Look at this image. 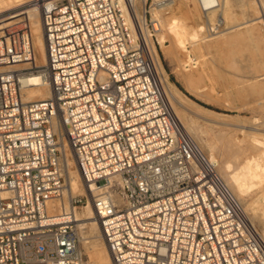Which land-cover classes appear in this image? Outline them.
<instances>
[{
    "label": "built area",
    "instance_id": "obj_1",
    "mask_svg": "<svg viewBox=\"0 0 264 264\" xmlns=\"http://www.w3.org/2000/svg\"><path fill=\"white\" fill-rule=\"evenodd\" d=\"M35 3L48 99L22 101L30 30L0 34L1 71L26 65L0 72V264H82L73 211L89 197L111 264H264L258 232L163 90L146 5L142 24L129 0ZM67 153L84 193L57 210Z\"/></svg>",
    "mask_w": 264,
    "mask_h": 264
},
{
    "label": "rangeland",
    "instance_id": "obj_2",
    "mask_svg": "<svg viewBox=\"0 0 264 264\" xmlns=\"http://www.w3.org/2000/svg\"><path fill=\"white\" fill-rule=\"evenodd\" d=\"M164 1L166 3L167 0H159L160 3ZM29 4H32V2ZM29 4H24L11 10L8 9L4 12L0 11V21L7 19L4 23H9L2 27L0 34L7 29H22L24 26L30 30L29 22L26 15H24L31 7L34 8V6ZM153 4L154 0H147L146 11H149L147 20L149 19V35H151V40L149 41L158 59L157 62L161 71H163L162 76L166 82L174 86L181 94L183 93L182 95L194 103L192 105L185 101L186 106L189 105L187 107H190L193 111L195 110L202 117L212 118L218 122V125H212L200 121L194 130L188 131L185 129L184 131L198 145L199 149L201 148L200 150L204 155H208L206 152L208 147L209 150L207 149V151L210 152L212 150L211 153L214 151L218 162L223 157L222 160L225 159L231 161L232 164H236L240 160V157L235 158V151L239 145L253 143L259 146V140L262 145L264 143V39H261L256 31L250 30L248 32L244 28L237 30L231 38H228L230 40L225 38L222 45L219 44V38H213L217 34H212L219 31L221 27L223 28V25H220V27L217 25L216 13L209 17V19L212 18L213 20L211 24L208 21V17H204L199 10L200 16L195 17L194 8L198 9V6L194 0H173L168 6L164 7L165 9L163 8L160 11V14L157 13L159 20L153 21L150 13L151 8L154 7ZM35 8H37L36 5ZM235 8L237 9V7L233 8L231 14L232 23L229 25H237L244 21L243 15H240V10ZM13 16L17 17L14 18ZM152 24L156 25V31L152 30ZM169 25H173L174 33L180 31L182 36L176 39L174 33L166 29ZM215 27H219L218 30ZM159 28L164 30L161 32L165 33V45H161V42L158 41L159 34L157 33L160 31ZM208 42H212L210 47L207 44ZM213 42H218L219 45H215ZM225 42L228 44L226 45ZM194 64H196L195 68H191L186 72V67ZM201 67L203 70L196 74ZM18 68L22 69L25 66ZM36 68L38 69L31 71L43 70L42 66H37ZM188 75H196V81L190 83ZM189 88L196 94L186 90ZM196 106H201L205 110H200ZM195 108L199 110L200 114ZM206 110L213 112V114L207 113ZM176 111L177 114L174 112L179 122L180 119L183 121L181 112L178 109ZM218 115L219 117H216ZM249 138L251 139L250 142ZM254 139H256V142L252 141ZM242 140L244 142L241 143ZM201 143L204 144L203 148ZM205 144L209 145L206 146ZM261 148H264V146ZM218 149L219 151L221 149V151L219 152ZM258 190H253L242 198L244 203L246 201L245 205L249 204L248 199L253 197ZM236 199L239 200L237 197ZM261 204L260 202L255 204L253 211H245L246 216L251 217V224L260 235L264 231V215L261 213L263 207ZM79 211H81V208L76 213ZM82 230L84 229L80 230L78 228L82 264H93V257L91 256V259V254L89 255L90 250L87 249L88 247L86 248L87 242L90 241L88 238L89 234L85 232L86 230ZM84 240L87 241L85 242Z\"/></svg>",
    "mask_w": 264,
    "mask_h": 264
},
{
    "label": "bare ground",
    "instance_id": "obj_3",
    "mask_svg": "<svg viewBox=\"0 0 264 264\" xmlns=\"http://www.w3.org/2000/svg\"><path fill=\"white\" fill-rule=\"evenodd\" d=\"M31 2H32V4H29ZM129 2L132 5L137 17L141 20V22L143 24L144 19H145V17H144V9L145 8L144 7L147 3V0H129ZM171 2H173V0H167L166 3H165V1L163 3H160L159 0H154V4H153L154 7L151 8V10H150L151 16L153 17V21L159 20V16L157 13L160 14V11H162V9L166 6H168V4H170ZM194 2H196L197 6H198V9L194 8L195 17L200 16L199 13L201 12V14L204 17H208V21H210V23H211L213 20H212V18L209 19V17L213 16L216 13L217 25L219 27H220V25L221 26L223 25V28L221 27V29L219 31H216L215 33H212V34L213 35L217 34L213 38H219V44L223 45L225 38L227 40H230L228 38H231L234 35V33L237 32V30L244 29V28L248 32L250 30L256 31L257 34L259 35V37L261 39L262 38L264 39V29L260 25V22L258 21V17H257L258 12H257V7H256L254 0H194ZM24 4H29L30 6H34V8L31 7L30 10H28L24 13V15H26V18L29 22L30 32L32 33L31 36H32V45H33V49H34V65L36 67L37 66L38 67H41V66L44 67L46 64V52H45L44 31H43V23H42V12H41V9L35 3V0H0V11L4 12L5 10H8V9L11 10L12 8L19 7V6L24 5ZM35 5L39 9V11L37 8H35ZM234 7H237V9L240 10V13H241L240 15L241 16L243 15L244 21H242L241 23H239L237 25H229L232 23L231 14L233 12ZM187 13H188V11H187ZM13 17L15 18L17 16H13ZM13 17H11V18H13ZM6 20L7 19L0 21V30L2 29V27H5L7 24H9V23H4ZM204 25H205V23H204ZM172 27H173V25H169L166 29H169L170 32L174 33L175 29H173ZM215 28H217V27H215ZM218 28H217V30H218ZM159 29H160V31H159V33H157V34H159V40L158 41L161 42V45H165V40H164L165 33L161 32L163 30L162 28H159ZM147 36L148 35H146L147 45L149 46L150 50L154 53L152 46H151V43L149 41V38H147ZM160 36H161V40H160ZM181 36H182V34L180 31L174 33V37L176 39H178ZM227 40H226V42H227ZM226 42H225V44L227 45L228 43H226ZM207 44L210 47L212 42H208ZM213 44L217 45L218 42H216V43L213 42ZM154 56H155V60L157 61L158 59L156 58L155 53H154ZM197 60H199V59L197 58ZM202 62H203V60H202ZM199 63H201V62H199ZM23 65L26 66L25 64H20L17 66L4 68V70H2V71L3 72L12 71V70L19 71L22 69H20L18 67L23 66ZM34 65H33V69H38ZM195 65L196 64H194L192 66L188 65L185 69L186 72L191 68H195ZM0 69H2V68H0ZM160 70H161V68H160ZM202 70H203V68L201 67L199 70H197V73L195 71H193V72L198 74ZM2 71H0V72H2ZM161 72L163 73V71H161ZM195 77H196V75L195 76L188 75V78L190 79V83H193L196 81ZM161 80H162L163 90H164L165 94L167 95L172 108L174 109L176 114H177L176 110L178 109L181 112V114L183 115V121L180 119V122H179L181 125V128L183 130H185V129L188 131L194 130V128H196V125L200 121L201 122L204 121V122L210 123L212 125H214V124L218 125L217 124L218 122L215 119L202 117V116L198 115L195 110L193 111L190 109V107H187L189 105L186 106V104H185L186 102L191 103L192 105L194 103L192 101L188 100L184 95H182L183 93L181 94V92L178 89H176L174 86H172L171 84L166 82L164 77H162ZM22 84L24 87L23 91H22V101L25 103L35 102V101H39V100H45V99H48L50 96V87L48 85L47 79L45 78V75H44L42 70H34V71L28 73L26 75V77L24 79H22ZM186 90L192 94L195 93L193 90H191V88L186 89ZM196 107L200 108V110L201 109L205 110L201 106H196ZM197 111L199 112V110H197ZM207 113L213 114V112H211V111H207ZM199 114H200V112H199ZM203 115H204V113H203ZM216 117H219V115ZM218 121H220V120H218ZM199 128H201V127H199ZM210 128H211V126H210ZM199 131H200V129H199ZM201 132H202V130H201ZM221 138H222V136H221ZM253 138H255V137H253ZM256 139H254L252 141L256 142ZM250 141H251V139L249 138V142ZM242 142H244V141L242 140L241 143ZM258 142H259L258 143L259 146H256L253 143L252 144H245V145L243 144V145H239L238 148H236L237 150L234 148L235 147V145H234L233 148L236 150L235 151L236 153L234 152L235 158L240 157V160L236 164H232L231 161H227L225 159L222 160L223 157L220 159L221 161L218 162V160L216 158V154L214 153V151H213V153H214L213 154V153H211V151H212L211 149H210L211 150L210 152L207 151V149L209 150L208 147H207V149L206 148H204V149H206V152L208 153V155L206 154L205 156L211 162L215 163V165L217 167V172L220 175V177L223 179V181L225 182V184L227 185L229 190L232 192V194L235 195L239 199L238 201H240L241 206L242 205L244 206V209H243L244 212L245 211L246 212L253 211L254 205L260 202V203H262L261 205L263 206L261 213H262V215H264V148H261L264 146V143L262 145L260 143V140ZM198 143L200 144V142H198ZM260 144H261V147H260ZM63 145L66 146L65 141H63ZM202 145L201 146L203 148L204 144H202ZM207 145H209V144H207ZM213 145L216 146L215 144H213ZM230 145H231V143H230ZM210 148H211V146H210ZM212 148H214V147H212ZM218 151H219V149H218ZM220 151H221V149H220ZM230 154H233V153H230ZM232 156H234V155H232ZM229 159H230V156H229ZM67 162L69 165V176H70L69 187H68V189H66V192L64 194V198H65L64 203H61L60 209H57V210H62L63 207L69 208L67 205L69 197H71V196L73 197V196H76L78 194L84 193L83 189H82V186H83L82 180H81L79 174L77 173V171L73 165V162L69 158L68 154H67ZM257 189H259V190L257 192H255V195L253 196L255 198L250 197L248 199L249 204L245 205L246 201L244 203L242 198L245 197L246 195H248L253 190H257ZM243 206H242V208H243ZM58 208H59V206H58ZM80 208H81V211L76 213V211ZM250 213L252 214V212H250ZM73 217H74V220L77 224V227L80 230L81 229L86 230L85 232L89 234V236H88V234H87V236L90 239V241L87 242L86 248L88 247L87 249L90 250L89 255L91 254L90 255L91 259L93 257V260H92L93 264H111V256H110V253H109V250H108L106 244L104 243L103 239L101 238L102 237L101 229H100L99 223L97 221V216L94 212L90 197L88 198V203L86 206L77 207L74 209ZM247 219H248L249 223L251 224L252 223L251 217H247ZM84 230H82V231H84ZM259 236H260V239L262 240V242L264 244V231L262 232L261 235L259 234ZM84 241L86 242L87 240H84Z\"/></svg>",
    "mask_w": 264,
    "mask_h": 264
}]
</instances>
